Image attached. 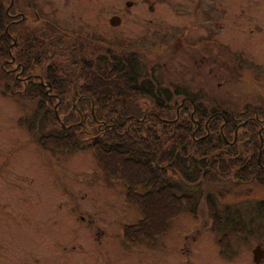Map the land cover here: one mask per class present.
<instances>
[{
  "label": "rangeland",
  "instance_id": "obj_1",
  "mask_svg": "<svg viewBox=\"0 0 264 264\" xmlns=\"http://www.w3.org/2000/svg\"><path fill=\"white\" fill-rule=\"evenodd\" d=\"M14 4L6 2L7 11ZM16 4L13 14L23 12L18 14L20 20L27 18L31 26L41 24L33 13L36 11V15L54 21L73 35L97 39L123 54H135L142 76L151 74L152 79H161V85L171 89L182 86L196 91L206 104L230 100L232 106L242 105L249 94L255 100L263 98L264 85L252 70L239 73L233 68L223 76L225 69H219L225 57L228 64L231 62L229 53H234L237 46L247 47L249 57L264 63V31L256 27L262 24L261 16L257 22L253 18L256 25H251L252 31L243 19L228 16L225 24L222 20L215 28L219 32L211 36L216 43H226L228 53L220 55L216 43L207 49L196 42L205 37L204 16L196 10L197 0L179 2L175 7L179 13L173 14L174 2L168 0H43ZM235 7L231 1L229 10ZM181 12L185 15L180 16ZM192 42L195 47L190 45ZM90 47L104 51L97 45ZM215 54L221 59L217 60ZM19 99L0 82V138L13 140L17 152L18 172L14 176L18 174L19 214L30 235L26 253L78 256L74 263L61 259V264H254L253 250L258 245L264 249V215L253 232L247 233L248 238H241V233L230 226L223 227L232 234V245L227 246L219 241L223 231L216 230L217 222L204 200L196 214L184 209L155 239L129 241L125 228L138 223L143 214L128 197L126 183L107 174L92 149L43 148L38 142L41 133L33 132L27 122L33 107ZM180 100L181 96H176L174 103ZM141 103L150 105L147 101ZM199 189L212 192L221 205L248 206V200H264V184L202 183ZM17 239L20 245L21 238ZM225 249L243 254L224 258ZM19 253L25 252L21 249Z\"/></svg>",
  "mask_w": 264,
  "mask_h": 264
},
{
  "label": "trees",
  "instance_id": "obj_2",
  "mask_svg": "<svg viewBox=\"0 0 264 264\" xmlns=\"http://www.w3.org/2000/svg\"><path fill=\"white\" fill-rule=\"evenodd\" d=\"M6 2L11 0H0V61L14 56L24 68L20 76L39 73L46 84L33 77L17 81L12 63L0 68L1 83L32 105L27 122L41 133L43 148L92 149L104 171L126 183L128 197L143 214L125 228L129 241L155 239L184 209L196 214L201 200L217 231L229 225L241 235L253 232L264 215V200L221 205L199 187L264 184V144L255 123L236 131L235 113L224 111L222 102L206 104L196 91L162 86L161 79L142 76L137 55L88 43L50 19L35 16L41 24L31 26L27 18L14 17L16 2L9 11ZM176 96L181 100L174 103ZM220 242L230 246L225 236Z\"/></svg>",
  "mask_w": 264,
  "mask_h": 264
},
{
  "label": "flooded vegetation",
  "instance_id": "obj_3",
  "mask_svg": "<svg viewBox=\"0 0 264 264\" xmlns=\"http://www.w3.org/2000/svg\"><path fill=\"white\" fill-rule=\"evenodd\" d=\"M13 2H20V1H43V0H11ZM144 1H151V2H158V3H166L167 0H144ZM174 2L173 13H179V8H175L178 6L179 2H183L185 0H168ZM231 1L236 3V7L229 10V3ZM161 5V4H159ZM196 10L198 13L203 14V28L205 37L197 40V43L204 44V48L210 49V44L216 43L215 39L211 36L215 33L219 32L217 29V25L223 20L225 24L226 17H232L237 19H243L244 25L247 27L249 31L254 30L252 26L256 25V23L252 22L253 18L261 16L263 19L260 21L262 24L257 25L259 29L264 31V0H197ZM35 16L40 18V15H36V11H33ZM232 13V14H228ZM24 14L23 12L18 11L17 15L14 17H18L19 15ZM214 14V15H213ZM180 16L185 15L181 12ZM16 21H20L19 19ZM259 22V21H258ZM259 22V23H260ZM250 25V28L248 27ZM255 28V27H254ZM258 30V29H257ZM240 32V31H239ZM247 31L246 29L242 32L245 34ZM80 39L88 41V43H92V41L97 42L95 39L87 38L85 36H77ZM213 39V41H212ZM221 40V39H220ZM219 40V41H220ZM16 39H14L13 44L16 43ZM222 42V40L220 41ZM217 47L219 48L218 52L220 55H226L227 48L225 44H221L219 42L216 43ZM192 47H195V43L192 42L190 44ZM202 48V47H201ZM231 48V47H229ZM245 49L247 47L241 46L240 48L234 50V53H229L233 62L227 63V57H225L222 62L219 63L220 68L224 71L221 74L224 76L227 70L233 68L238 71L239 73H243L245 69L252 70V72L256 73V77L263 83L264 85V63H261L259 59H252L246 54ZM219 54H215L216 59H221ZM215 59V60H216ZM264 62V59H263ZM8 63H12V67L10 71L14 75L15 79L18 81L19 79L26 80L31 77L38 79L40 82H45V77L42 74L34 73L33 75L28 76H20L23 72L24 68L22 67V63L18 62L14 56L11 57V60ZM261 65V66H260ZM3 67V64L0 61V68ZM1 82V78H0ZM248 85V84H247ZM246 85V86H247ZM226 91V90H225ZM250 93V91H249ZM46 94H50V90L46 91ZM226 95V92H223ZM255 94V93H254ZM252 95V94H251ZM249 94L246 96V100L242 103V105L232 106L229 101L230 100H222L224 111H230L235 113V120L238 122L237 129H240L250 122L255 123L257 125L259 135L263 138L264 132V95L263 98L260 100H255L251 98ZM207 96V95H206ZM14 97V96H13ZM242 100V98H240ZM219 113H223L222 111H218ZM227 122V119H225ZM237 133V132H236ZM0 138V264H61V259L69 260L73 262L78 258L75 253H55L50 255V253H26L28 252V245H30V235H29V228H24L25 224L22 219H20L19 214V207H18V200L20 199L18 186H17V175L18 172L16 165L18 161L17 152L13 148V140H8ZM264 140V138H263ZM264 144V141H263ZM262 152L259 153L258 161H261ZM261 163V162H260ZM15 177V178H14ZM22 198V197H21ZM23 203V202H22ZM247 223L250 225L249 218H245ZM227 220L231 222H237L238 219L235 218H227ZM27 222V218L25 220ZM246 223V224H247ZM23 224V225H21ZM252 224V223H251ZM229 226V225H226ZM232 228V227H231ZM234 229V228H233ZM22 230V231H21ZM235 230V229H234ZM21 231V232H19ZM232 231V230H231ZM226 232V233H225ZM235 232H238L235 230ZM229 233V234H228ZM239 233V232H238ZM223 235H221L220 240H222V236L228 238L230 246L232 245L230 239V231H223ZM21 238V244L19 245V239ZM241 238H248L246 235H240ZM22 249V252L19 253V250ZM69 254V255H68ZM238 253H223L222 257L224 258H231L232 255H237ZM243 253H239L240 256ZM250 256V253H248ZM261 254V256H259ZM253 255V263L254 264H262L264 261V253H258V260H256V253H252ZM74 261V262H75ZM232 261V260H229ZM73 262V263H74ZM228 262V261H227ZM67 264V262H66Z\"/></svg>",
  "mask_w": 264,
  "mask_h": 264
},
{
  "label": "water",
  "instance_id": "obj_4",
  "mask_svg": "<svg viewBox=\"0 0 264 264\" xmlns=\"http://www.w3.org/2000/svg\"><path fill=\"white\" fill-rule=\"evenodd\" d=\"M12 4V3H11ZM116 19V18H115ZM115 19H113L112 21L113 22H115L114 20ZM43 83V82H42ZM48 86H49V88H51V85L50 84H48ZM184 102V101H183ZM56 108H57V106H56ZM58 116V115H57ZM261 140H262V142H263V138L261 137ZM254 253H256V260H258V253H263V251H262V249L260 248V247H257L255 250H254ZM259 256H261V254L259 255Z\"/></svg>",
  "mask_w": 264,
  "mask_h": 264
}]
</instances>
